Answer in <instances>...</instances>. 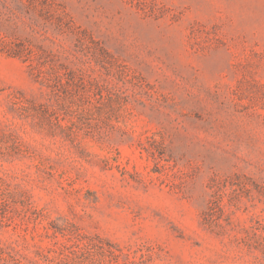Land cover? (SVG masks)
I'll use <instances>...</instances> for the list:
<instances>
[{
	"label": "rangeland",
	"instance_id": "rangeland-1",
	"mask_svg": "<svg viewBox=\"0 0 264 264\" xmlns=\"http://www.w3.org/2000/svg\"><path fill=\"white\" fill-rule=\"evenodd\" d=\"M0 264H264V0H0Z\"/></svg>",
	"mask_w": 264,
	"mask_h": 264
}]
</instances>
